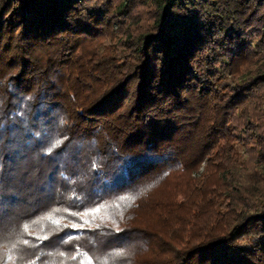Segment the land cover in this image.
I'll use <instances>...</instances> for the list:
<instances>
[{"label": "trees", "instance_id": "16d2710c", "mask_svg": "<svg viewBox=\"0 0 264 264\" xmlns=\"http://www.w3.org/2000/svg\"><path fill=\"white\" fill-rule=\"evenodd\" d=\"M21 235L15 264H264V0H0Z\"/></svg>", "mask_w": 264, "mask_h": 264}, {"label": "snow or ice", "instance_id": "6c2138e0", "mask_svg": "<svg viewBox=\"0 0 264 264\" xmlns=\"http://www.w3.org/2000/svg\"><path fill=\"white\" fill-rule=\"evenodd\" d=\"M61 143H62V141L60 139H55L51 143V145L47 148L46 151L51 152L54 148L59 146V144H61ZM104 208H105V205H101L99 207L92 208L88 212L80 213L78 215L81 216V219H84L87 216H91L93 219H95L97 216H99L101 214V212L103 211ZM54 215H55L54 212L49 213L48 215H46L42 219L47 220V221L51 222L52 224L59 225L61 223V220L55 219ZM101 218H103V217H101ZM35 223L37 225H39L41 223V221L37 220V221H35ZM72 226L77 227V225H75V224ZM30 227H31V225H29V224L23 225V232L27 233L28 235H32V233L29 231ZM44 238L46 239L47 236H45ZM29 243L30 242L27 239H23L22 235H21L15 242H13L11 244V247L7 253L0 252V264H15L14 256H15V250H16L17 246L18 245H28ZM81 256H82V259L80 261V264H94L92 259L90 257H88L86 254L81 253ZM32 264H35V262L33 261ZM103 264H107V261H104Z\"/></svg>", "mask_w": 264, "mask_h": 264}]
</instances>
